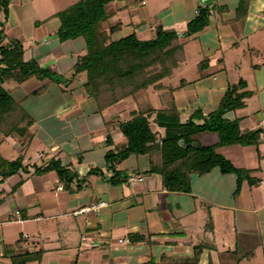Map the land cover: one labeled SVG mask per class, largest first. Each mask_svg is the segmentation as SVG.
<instances>
[{"label": "crops", "instance_id": "obj_1", "mask_svg": "<svg viewBox=\"0 0 264 264\" xmlns=\"http://www.w3.org/2000/svg\"><path fill=\"white\" fill-rule=\"evenodd\" d=\"M5 1L0 46L20 43L21 60L47 74L2 83L22 122L8 135L0 130V157L20 161L0 175V264H264V0H108L96 27L109 39L152 40L161 27L178 34L184 57L145 93L103 109L86 72H75L86 35L58 33L64 12L80 0ZM204 7L205 26L186 35ZM239 83L243 105L222 117L237 123L240 139L220 145L217 132L192 135L239 173L214 166L190 173L187 192L166 188L164 129L155 122L168 103L161 95L170 91L179 122H201ZM144 100L156 139L115 165L122 174L112 184L104 155L126 142L119 125ZM100 201L106 205L74 214Z\"/></svg>", "mask_w": 264, "mask_h": 264}, {"label": "trees", "instance_id": "obj_2", "mask_svg": "<svg viewBox=\"0 0 264 264\" xmlns=\"http://www.w3.org/2000/svg\"><path fill=\"white\" fill-rule=\"evenodd\" d=\"M107 1L80 0L64 12L58 31L62 39L75 37L80 33L86 35L87 53L78 61L75 72H86L88 92L100 109L109 107L127 96L136 97L140 92L145 93L150 85L169 75L184 57L178 34L163 31L161 27L156 29V37L152 40H138L133 33L117 40L109 39L103 30L96 27L104 16L103 6ZM6 4L4 0V5ZM206 20L207 8L204 7L187 23L185 34L200 30L205 26ZM22 53V46L17 42L0 46V130L5 135L17 128L22 119L16 113L21 110L11 98L12 91L2 83L8 78L20 82L32 74H47L36 62H23ZM241 86L242 83L227 87L218 109L204 116L201 122H195L193 119L179 122L178 111L169 99L170 91L163 94L164 96L161 95L162 100L167 96L168 103L165 109L156 113L155 122L164 129L161 141V174L166 188L187 192L190 190V173L201 175L214 166H218L222 173H239L228 160L214 151V146H203L197 143L192 135L213 131L217 132L220 145L238 141L240 136L237 123L222 116L243 105L241 99L246 93L238 92ZM169 104L172 106L169 107ZM138 109L135 116L119 125L126 142L117 149L108 150L104 155L107 169L111 172L107 181L112 184L120 182L118 176L122 174L115 169V165L130 154L143 153L148 144L156 139V131L150 121V114L154 110L146 100L138 104ZM19 164L17 159L8 161L0 157V175L9 176ZM52 166L58 174L64 173V169L58 164L54 163ZM89 172L103 175L97 168L90 169ZM12 264L22 262L13 258Z\"/></svg>", "mask_w": 264, "mask_h": 264}, {"label": "built area", "instance_id": "obj_3", "mask_svg": "<svg viewBox=\"0 0 264 264\" xmlns=\"http://www.w3.org/2000/svg\"><path fill=\"white\" fill-rule=\"evenodd\" d=\"M104 205H106V202L100 201L99 203L93 204L89 207L80 208L77 211H74V214H80L82 212H87V211H93V210H96L97 208L103 207Z\"/></svg>", "mask_w": 264, "mask_h": 264}, {"label": "water", "instance_id": "obj_4", "mask_svg": "<svg viewBox=\"0 0 264 264\" xmlns=\"http://www.w3.org/2000/svg\"><path fill=\"white\" fill-rule=\"evenodd\" d=\"M212 2V0H204L203 1V3L205 4V5H208V4H210Z\"/></svg>", "mask_w": 264, "mask_h": 264}, {"label": "rangeland", "instance_id": "obj_5", "mask_svg": "<svg viewBox=\"0 0 264 264\" xmlns=\"http://www.w3.org/2000/svg\"><path fill=\"white\" fill-rule=\"evenodd\" d=\"M165 80H166V79H163V80H161V82H162V81H165ZM151 122H152V120H151Z\"/></svg>", "mask_w": 264, "mask_h": 264}]
</instances>
